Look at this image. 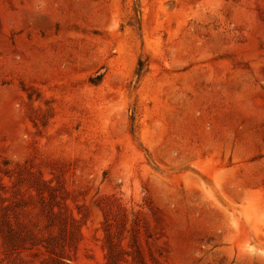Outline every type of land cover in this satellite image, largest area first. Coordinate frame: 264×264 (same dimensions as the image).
<instances>
[{
	"label": "rangeland",
	"instance_id": "1",
	"mask_svg": "<svg viewBox=\"0 0 264 264\" xmlns=\"http://www.w3.org/2000/svg\"><path fill=\"white\" fill-rule=\"evenodd\" d=\"M0 264H264V0H0Z\"/></svg>",
	"mask_w": 264,
	"mask_h": 264
}]
</instances>
